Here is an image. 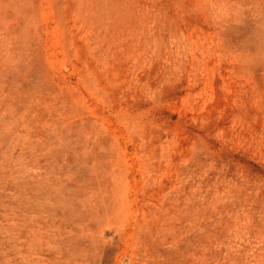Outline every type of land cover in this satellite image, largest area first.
Here are the masks:
<instances>
[{"label": "rangeland", "instance_id": "1", "mask_svg": "<svg viewBox=\"0 0 264 264\" xmlns=\"http://www.w3.org/2000/svg\"><path fill=\"white\" fill-rule=\"evenodd\" d=\"M195 4L0 0V264H264V28Z\"/></svg>", "mask_w": 264, "mask_h": 264}, {"label": "clouds", "instance_id": "2", "mask_svg": "<svg viewBox=\"0 0 264 264\" xmlns=\"http://www.w3.org/2000/svg\"><path fill=\"white\" fill-rule=\"evenodd\" d=\"M198 12L204 14L209 23L226 25L240 23L246 13H250L261 28H264V11H257L247 6L242 0H196L194 5Z\"/></svg>", "mask_w": 264, "mask_h": 264}]
</instances>
